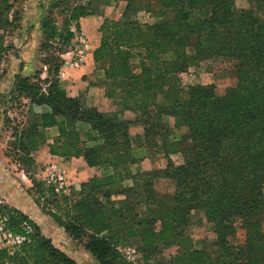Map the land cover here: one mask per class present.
I'll list each match as a JSON object with an SVG mask.
<instances>
[{"label":"trees","instance_id":"1","mask_svg":"<svg viewBox=\"0 0 264 264\" xmlns=\"http://www.w3.org/2000/svg\"><path fill=\"white\" fill-rule=\"evenodd\" d=\"M119 1L121 19L103 22L93 52L114 112L85 107L56 76L60 55L74 39L71 28L94 14L91 0L52 2L50 11H59L63 20L59 24L49 12L39 22L41 50L51 52L41 60L47 76H13L9 102L47 108L13 132L12 149L31 181L34 203L98 264H131L119 251L125 246L142 253V264L171 248L172 264H264V0H247L246 10L235 0ZM16 2L0 0V65L11 49L6 33L20 18ZM140 13L154 22H139ZM169 53L173 58L165 59ZM216 60L230 63L234 78L222 95L211 84L182 83L180 75L189 68ZM134 125L143 128L147 149L162 148L164 169L132 171L145 157L132 148ZM52 127L58 131L49 146L52 156L82 158L102 170L60 197L30 177L32 154ZM173 128L185 131L174 140ZM176 154L180 164L170 158ZM160 181L172 191L158 192ZM0 218L25 237L14 252L0 251V264H78L1 198ZM236 221L244 235L240 245L234 244ZM203 222L212 224L214 236L196 249L191 230Z\"/></svg>","mask_w":264,"mask_h":264},{"label":"crops","instance_id":"2","mask_svg":"<svg viewBox=\"0 0 264 264\" xmlns=\"http://www.w3.org/2000/svg\"><path fill=\"white\" fill-rule=\"evenodd\" d=\"M90 5L91 9L94 11V14L80 18L77 26V30L87 38L89 43V52L87 54L86 63L79 69L69 68L67 66V63L71 58V50L70 48H68L66 52L60 55L62 66L64 67L65 71V78L59 82V85L68 96L79 99L85 107L95 108L105 113H112L115 111V109L113 102L108 99L105 94L107 80L104 76V70L99 63L94 61L93 52L94 50H96V48H98L100 44L101 34L99 33V28L104 21H119L122 16L124 3L119 0H91ZM242 9L246 10L248 9V7L246 6ZM137 19L142 23L151 24L154 22L153 18L144 13H140L137 16ZM37 34L39 35V37L41 36L39 23L37 24ZM164 58L172 59L173 55L172 53H169L166 54ZM136 62L137 60H132V63L135 64ZM205 62L212 63V61ZM19 63L21 65H19L17 70L15 69L14 72H12V76L17 74L18 72L22 76H31L35 71H38L40 69L38 67L39 62L34 57H32L31 59L29 58L28 61H26L24 58H20ZM202 63L204 62H201L197 66H193L191 68H198ZM191 68H189V70ZM42 74V78H44L46 73ZM7 85L8 86L3 87L4 90H0L2 91V93H5L10 84ZM24 102L26 103L25 100ZM31 106L34 107V111L37 112V115H40L41 113L47 111V108L45 107L34 105ZM3 118L4 114L2 112V114L0 115V198L3 203L14 207L17 210L21 211L23 214L27 215L38 225L41 233L45 237L51 239L55 247L61 249L59 244H56L54 240L55 237L58 241V237L56 235H53L54 232L58 233V229L61 228L55 225L51 218L40 211V209L34 203L33 198L27 193L29 186L22 187V185H24L23 179H25L26 182L29 183H31V181L26 177L24 171L17 169V165L13 164L11 160L4 154L5 148L1 138V136H3ZM57 136V128L52 127L45 129L43 145H41L33 154V159L36 166H40L41 164L46 165L51 161L58 162L59 165H61V167L66 170L69 184L71 186L76 185V187H79L82 183H85L88 179L94 176H100L102 171L101 168L87 166L82 158L65 159L52 156L49 153V146L53 143ZM129 137L131 139L132 148H134V150L143 149V151H145L144 159L140 161L139 164L134 165L131 168L133 172L139 170L140 165L143 168V171L164 169L166 167L167 160L164 157L162 148H146L143 128L141 126H131L129 128ZM160 159L166 160L165 166L164 164L160 166V162L159 164L158 162H156ZM12 169H16L17 171V173L14 174V177L12 176ZM17 176L19 180L16 178ZM211 231H213V228L211 229ZM63 235L67 238L65 233ZM194 247L196 249H201V246L197 247L195 244Z\"/></svg>","mask_w":264,"mask_h":264},{"label":"rangeland","instance_id":"3","mask_svg":"<svg viewBox=\"0 0 264 264\" xmlns=\"http://www.w3.org/2000/svg\"><path fill=\"white\" fill-rule=\"evenodd\" d=\"M54 1L56 0H17L15 5V10L19 12L20 18L15 23V25L11 29H9V31L6 33L5 36V43L10 45L11 49L8 50L7 56L0 65V73H1L0 90H2L4 86H8L7 84L10 85L8 89H6L5 93H2V91H0V96H1L0 115L3 112L4 118H6L7 116L10 119V122L4 123L5 119L3 118V136H1V138L5 148V153H4L5 156L8 157L13 164H16L17 169L19 170H22V168L25 167L22 163H20L19 160L21 158L17 156L18 153H16L12 149L14 143L16 142L13 137V132L15 129L21 131L22 129L27 128L29 124L28 123L29 116L31 114H37V112L34 111V107H32L29 104V102H27L26 100H25L26 103L24 102V100L9 102V96L14 81L13 76L11 74L12 72H14L15 69L16 70L18 69L19 65H21L19 63L20 58H24L26 61H28L29 58L31 59L32 57H34L39 62L38 67L40 68L38 71H35L33 75L37 73H41V74L46 73L45 71L46 69L43 67L41 60L42 58H48L51 52H44L41 50L42 35L39 37V35L37 34V24L40 22L41 19L48 16L49 12H51V15L57 20L59 24L61 23V21L63 20V15L59 11L56 10L50 11L49 9L50 4ZM236 6L238 9H242L243 7L246 6L249 8L247 0H236ZM56 56L58 55L56 54ZM230 68H231L230 63L223 62L221 60L212 61V63L204 62L201 65H199L198 68H191L189 71L181 74L180 78L184 85H210V84L214 85L215 93L218 95H222L225 89L234 82V78L231 76ZM46 76L47 75H45V77ZM168 122L170 123V126H173L174 123L172 118H170ZM171 131L173 132V136L171 139L175 140V138L180 136V134H182L185 131V129L173 128L171 129ZM144 152L145 151L141 149L139 155L137 156L138 157H140L141 155L145 156ZM33 154H32V158L34 157ZM170 158L173 160L175 164H180L182 161L181 156L178 154L171 155ZM156 162H158V164L160 162L159 164L160 166L163 164L164 166L166 165V160L164 159L163 160L160 159ZM48 164L49 163H47L46 165L41 164L40 166L34 165L30 170L31 172L30 177H33L35 182H39V181L42 182V176H43L42 173ZM139 170L143 171L141 165L139 166ZM12 171H13L12 176L14 177V174L17 173V171L16 169H12ZM16 178L18 179V176ZM23 181H24V185H22V187L29 186L27 193L28 194L30 193L29 195H31V197L33 198L35 194L33 192L31 183L26 182L25 179H23ZM68 185H69V190L67 195H69L74 190L75 191L79 190V187H76V185L71 186L69 184V179H68ZM156 189L160 193H167L172 191V186L170 185V183L166 181H160L157 184ZM263 194H264V187H263ZM48 197L49 196L46 195V198ZM235 226L237 231H236V240L234 244L240 245L244 240L243 231L239 227L240 226L239 221L235 222ZM211 227L213 228L212 225L203 222L201 225L192 228L191 237L194 244L197 247L200 246L203 247L204 240L213 239L214 234L211 231L212 229ZM58 230H59L58 233L60 234L55 232L53 234L58 237V241L56 240L55 237L54 240L56 244H59L63 252H65L69 257L73 258L78 264H98L96 260L89 253L83 250L82 246L79 243L74 242L68 237L66 238L63 235L64 232L61 229ZM263 230H264V223H263ZM137 252L139 257L142 258L143 256L142 253L139 252L138 250ZM174 254H175L174 248L165 249L164 251L154 253L151 262L152 264H172L171 259Z\"/></svg>","mask_w":264,"mask_h":264},{"label":"built area","instance_id":"4","mask_svg":"<svg viewBox=\"0 0 264 264\" xmlns=\"http://www.w3.org/2000/svg\"><path fill=\"white\" fill-rule=\"evenodd\" d=\"M74 33V39L70 46L71 58L67 66L71 69H79L85 65L87 54L89 52V43L87 38L75 28H71ZM65 78L64 67L62 66L58 72L57 79L59 81ZM42 182L50 187L56 197L66 195L69 190L68 179L65 170L56 161H51L42 173ZM25 242V237L12 232L6 226V219L0 218V251L6 250L12 253L17 250ZM125 261L131 264H142L137 249L133 246H125L119 249Z\"/></svg>","mask_w":264,"mask_h":264}]
</instances>
